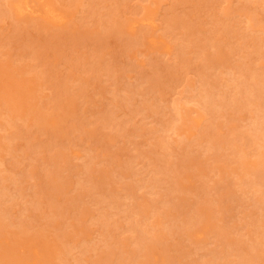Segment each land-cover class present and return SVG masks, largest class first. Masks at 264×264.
<instances>
[{"label": "rangeland", "instance_id": "rangeland-1", "mask_svg": "<svg viewBox=\"0 0 264 264\" xmlns=\"http://www.w3.org/2000/svg\"><path fill=\"white\" fill-rule=\"evenodd\" d=\"M26 2L0 0V264H264V0Z\"/></svg>", "mask_w": 264, "mask_h": 264}, {"label": "bare ground", "instance_id": "bare-ground-1", "mask_svg": "<svg viewBox=\"0 0 264 264\" xmlns=\"http://www.w3.org/2000/svg\"><path fill=\"white\" fill-rule=\"evenodd\" d=\"M14 1V0H13ZM18 1V3H17V8L19 9V10H21V11H24V10H30V11H33V12H36L37 11V9H34V8H32V6H31V4H29V3H27L26 2V4H24L25 3V0H17ZM10 2H11V0H10ZM15 3V2H14ZM16 4V3H15ZM17 10V9H16ZM146 21V20H145ZM197 111V110H196Z\"/></svg>", "mask_w": 264, "mask_h": 264}]
</instances>
